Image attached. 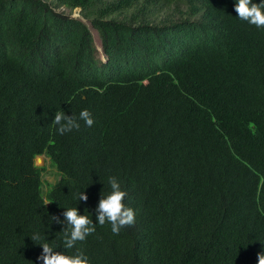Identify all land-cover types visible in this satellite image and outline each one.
<instances>
[{
  "label": "trees",
  "instance_id": "1",
  "mask_svg": "<svg viewBox=\"0 0 264 264\" xmlns=\"http://www.w3.org/2000/svg\"><path fill=\"white\" fill-rule=\"evenodd\" d=\"M234 2L0 0V264H43L42 243L66 251L50 214L77 206L95 222L113 176L135 221L119 234L97 224L77 242L93 264H258L264 28L240 20ZM83 109L91 127L56 132L55 112ZM37 154L61 171L56 183Z\"/></svg>",
  "mask_w": 264,
  "mask_h": 264
},
{
  "label": "clouds",
  "instance_id": "2",
  "mask_svg": "<svg viewBox=\"0 0 264 264\" xmlns=\"http://www.w3.org/2000/svg\"><path fill=\"white\" fill-rule=\"evenodd\" d=\"M139 2L140 0H133V8L137 9ZM60 9L66 10L64 6H62ZM76 9H78L77 14L74 15L71 13V16L81 19L84 23H86V25L87 22H90L91 26L97 30V28L92 24L91 20L81 14V8L75 7L73 11ZM234 10L240 20L246 21L250 25H254L257 29L264 28V0H259V2H255V0H235ZM128 13L131 14L132 12ZM167 14L170 13H166L164 14V16H166ZM87 27L90 30L88 25ZM102 52L103 56H98V52L96 49L97 58L102 62H106L108 60V56L103 50V45ZM261 79L264 84V63L261 69ZM80 121H83L88 127H91L94 124L92 114L87 109L81 110L78 115H75L73 113L71 115H68L64 110L55 112L52 123L56 125V132L59 135H65L66 133H71L73 130L78 131L80 128ZM148 123V121H145L141 118L137 122V126L139 128H143L145 131L147 129ZM231 137L229 138V140L231 139ZM74 140L76 143L75 136ZM39 160H42V162H38ZM248 160L249 159H243L245 165L247 164ZM34 163L35 165L39 166H43L46 164L47 169H49L50 172L54 171V174L56 172L61 173L56 164L54 166L52 165V160L50 159V157L44 154L35 155ZM60 173L59 176L55 177L52 183H56L59 180ZM108 183L110 185V191L107 194H101L99 202L94 210L95 222L89 215L85 214V211L83 212V214H81L80 209L77 206H69L63 208V219L55 214H50V220L52 224L55 223L61 226V230L64 233L63 246L66 251H57L55 245L50 243H42L40 244V246H42L43 251L40 257H38V260L42 261L43 264H93L92 259L84 251L76 247L77 242L85 241L89 235L94 233L96 231L97 224L103 226L107 222L111 225V231L114 234H119L122 228L134 223L135 211L132 208L127 207L123 202L127 193L122 189L120 181L113 176L109 177ZM77 198L79 202H87L88 200V196L85 191L80 192ZM158 205L163 206L166 210L172 211L171 202L161 201L158 203ZM137 220L140 224L141 220L138 215ZM32 239H40L39 234L33 236ZM74 248L76 249V251L72 252L71 250ZM129 258H132V255H130ZM229 258L230 253L225 255V257L219 260L218 263H224ZM258 264H264V253L258 254Z\"/></svg>",
  "mask_w": 264,
  "mask_h": 264
},
{
  "label": "rangeland",
  "instance_id": "3",
  "mask_svg": "<svg viewBox=\"0 0 264 264\" xmlns=\"http://www.w3.org/2000/svg\"><path fill=\"white\" fill-rule=\"evenodd\" d=\"M77 11H78V9L74 10L72 12V14L76 15ZM87 25L89 26V28H90V30L92 32V35H93V38H94V44L96 46V49H97V52H98V56H103L101 39H100L98 31L91 26L90 22H87ZM38 162H42V160H39ZM52 173L53 174H46V176H45V179L48 180L49 182H52L55 179L54 171Z\"/></svg>",
  "mask_w": 264,
  "mask_h": 264
}]
</instances>
